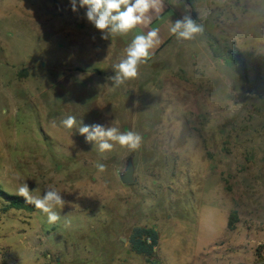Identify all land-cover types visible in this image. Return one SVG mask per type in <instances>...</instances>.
Returning a JSON list of instances; mask_svg holds the SVG:
<instances>
[{"label": "rangeland", "instance_id": "obj_1", "mask_svg": "<svg viewBox=\"0 0 264 264\" xmlns=\"http://www.w3.org/2000/svg\"><path fill=\"white\" fill-rule=\"evenodd\" d=\"M191 3L203 33L160 42L114 87L113 66L142 31L110 36L125 56L97 64L89 42L104 34L82 31L85 12L74 25L70 0H0V186L54 187L66 201L49 223L0 198V264H264V0ZM68 115L142 144L102 154L61 125ZM138 226L159 233L151 260L130 249Z\"/></svg>", "mask_w": 264, "mask_h": 264}, {"label": "clouds", "instance_id": "obj_2", "mask_svg": "<svg viewBox=\"0 0 264 264\" xmlns=\"http://www.w3.org/2000/svg\"><path fill=\"white\" fill-rule=\"evenodd\" d=\"M70 3L73 12L78 11V8L86 9L88 22L104 34V39H108L110 36L127 35L138 26L149 25L154 17L163 13L165 0H70ZM170 23V33L178 40H193L204 30L203 25L188 15ZM159 43L158 29L135 35L125 49V58L113 66L115 75L109 77L112 85L119 87L127 80L137 78L139 65L147 62L152 49ZM60 123L68 130L76 128L86 142L93 143L102 154L111 152L117 144L130 152L138 150L142 144V136L138 132H122L118 127L112 126L113 122L108 127L100 124L83 125L82 121L77 122L74 115H68ZM52 126L56 127L55 121ZM96 168L99 172H104L106 165L98 162ZM34 191L25 182L17 188L15 194L23 198L26 204L33 205L46 214L49 223L57 222L60 214L55 208L59 206L62 209L66 203L61 192L49 187L42 196H38L33 194Z\"/></svg>", "mask_w": 264, "mask_h": 264}, {"label": "crops", "instance_id": "obj_3", "mask_svg": "<svg viewBox=\"0 0 264 264\" xmlns=\"http://www.w3.org/2000/svg\"><path fill=\"white\" fill-rule=\"evenodd\" d=\"M183 1L184 0H165L163 13H161L158 17H154V19L149 25L138 26L136 28L137 31L139 32L142 31L143 33H146L148 30L158 29L160 42L166 41V43L161 47L163 48L167 44V42H169V40H171L174 36L170 33V27H171L170 22H175L177 19H181L185 15L190 16L194 20L200 17L198 10L195 9L192 3L190 5L189 3L187 2L185 3ZM69 12H71L69 13V15L71 14L70 15L71 22L75 25L76 22H82L79 14L81 15V12L86 13V9L84 10L83 8H78V11L73 12L71 9V3H70ZM193 13L195 14V16L193 15ZM154 25L156 26L154 27ZM82 31H84V33H87V34L88 32H91V34L95 32V31L94 32L92 31V24L90 22H89V25L87 27H84ZM68 33L69 35H72L73 38H76V39L80 38L79 37L80 35L76 34V31H73L72 29H70ZM91 41L92 40H90L89 42L90 43L89 49L91 51L89 57L91 61H94L97 64H102L103 62H106V63L112 62L114 55L118 57L125 56L123 55L122 52H118L116 43L111 44L108 42L107 39H104L102 43H99V45H96L95 43H92Z\"/></svg>", "mask_w": 264, "mask_h": 264}, {"label": "trees", "instance_id": "obj_4", "mask_svg": "<svg viewBox=\"0 0 264 264\" xmlns=\"http://www.w3.org/2000/svg\"><path fill=\"white\" fill-rule=\"evenodd\" d=\"M188 3L191 5L192 0H187ZM195 16V14L193 13ZM231 55L234 60H236L239 63V66L244 73L245 76H247V65L246 60L242 56V54L238 51H232ZM0 198L4 199L7 203V206L12 209L16 210H24L29 212L36 211V208L33 205L26 204L23 198L11 195L5 192L1 186H0ZM235 213H232L229 221H228V228L230 230L233 229L234 222H235ZM159 233L155 228L147 227V226H138L134 227L131 230V233L128 238V242L130 245V249L139 255L146 256L149 260L153 259L156 255V250L159 245Z\"/></svg>", "mask_w": 264, "mask_h": 264}, {"label": "water", "instance_id": "obj_5", "mask_svg": "<svg viewBox=\"0 0 264 264\" xmlns=\"http://www.w3.org/2000/svg\"><path fill=\"white\" fill-rule=\"evenodd\" d=\"M120 180L126 185L135 183L136 180L134 178V166L131 159L127 161L124 171L120 174Z\"/></svg>", "mask_w": 264, "mask_h": 264}]
</instances>
